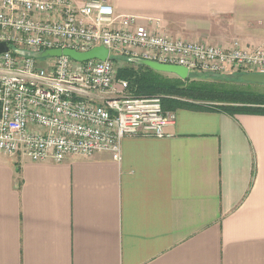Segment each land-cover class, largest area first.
<instances>
[{
	"label": "crops",
	"instance_id": "crops-1",
	"mask_svg": "<svg viewBox=\"0 0 264 264\" xmlns=\"http://www.w3.org/2000/svg\"><path fill=\"white\" fill-rule=\"evenodd\" d=\"M106 2L172 39L264 49V0ZM173 113L119 161L0 153V264H264V115Z\"/></svg>",
	"mask_w": 264,
	"mask_h": 264
},
{
	"label": "built area",
	"instance_id": "built-area-1",
	"mask_svg": "<svg viewBox=\"0 0 264 264\" xmlns=\"http://www.w3.org/2000/svg\"><path fill=\"white\" fill-rule=\"evenodd\" d=\"M2 42L0 153L33 163L99 151L119 161L124 138L167 136L174 113L163 111L158 97L122 95L127 83L116 79L112 57L180 66L189 75H264V49L172 39L135 16H116L106 0H0ZM96 47L108 50L107 60L60 56L40 64L16 53Z\"/></svg>",
	"mask_w": 264,
	"mask_h": 264
},
{
	"label": "trees",
	"instance_id": "trees-1",
	"mask_svg": "<svg viewBox=\"0 0 264 264\" xmlns=\"http://www.w3.org/2000/svg\"><path fill=\"white\" fill-rule=\"evenodd\" d=\"M111 60L114 62V57ZM128 63L129 67L117 69L116 79L126 81V91L135 98H160L165 112L190 109L221 112L230 116L264 115V95L226 88L218 83H198L190 76L183 81L156 73L130 59Z\"/></svg>",
	"mask_w": 264,
	"mask_h": 264
},
{
	"label": "water",
	"instance_id": "water-1",
	"mask_svg": "<svg viewBox=\"0 0 264 264\" xmlns=\"http://www.w3.org/2000/svg\"><path fill=\"white\" fill-rule=\"evenodd\" d=\"M8 51V45L6 42L0 43V54ZM20 56L32 57L36 60H42L46 58H56L60 56H67L75 62H86L89 60H99L105 61L108 57V50L104 47H96L90 51L79 53L74 50H50L44 52H28V51H17ZM135 64L147 67L156 73H161L165 75L174 76L180 80H187L189 78V72L186 68L180 66H172L160 64L153 61H148L144 59H130ZM215 78L219 79L221 75H214ZM236 80H240L247 83L259 84L264 86V75L260 74H247V75H236L234 76Z\"/></svg>",
	"mask_w": 264,
	"mask_h": 264
},
{
	"label": "rangeland",
	"instance_id": "rangeland-1",
	"mask_svg": "<svg viewBox=\"0 0 264 264\" xmlns=\"http://www.w3.org/2000/svg\"><path fill=\"white\" fill-rule=\"evenodd\" d=\"M114 59L115 61L113 63H114L115 70H116L115 72H117L118 68L129 67L128 58L114 57ZM45 60H47V58L38 60V61L40 64H42L43 62H44L43 64H45L46 63ZM190 77L198 83H218V84L223 85L226 88H233V89H237L241 91H249V92H253L256 94L264 95L263 85L247 83V82H243L240 80H236L234 76L229 77V76L222 75L221 78L217 79L213 75H209V74L206 75V74H201V73H192L190 74ZM114 85L116 86L117 89H119V87H117V80L114 81ZM122 95L132 96L128 91H124Z\"/></svg>",
	"mask_w": 264,
	"mask_h": 264
}]
</instances>
